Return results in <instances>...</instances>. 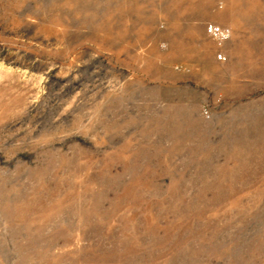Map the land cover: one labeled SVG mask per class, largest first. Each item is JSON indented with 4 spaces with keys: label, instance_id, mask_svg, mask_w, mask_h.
Segmentation results:
<instances>
[{
    "label": "rangeland",
    "instance_id": "1",
    "mask_svg": "<svg viewBox=\"0 0 264 264\" xmlns=\"http://www.w3.org/2000/svg\"><path fill=\"white\" fill-rule=\"evenodd\" d=\"M0 264H264V0H0Z\"/></svg>",
    "mask_w": 264,
    "mask_h": 264
},
{
    "label": "built area",
    "instance_id": "2",
    "mask_svg": "<svg viewBox=\"0 0 264 264\" xmlns=\"http://www.w3.org/2000/svg\"><path fill=\"white\" fill-rule=\"evenodd\" d=\"M207 34L216 40L218 43H223L230 36V30L226 27L210 23L206 27ZM219 61H225L226 55L224 52L219 51L216 55Z\"/></svg>",
    "mask_w": 264,
    "mask_h": 264
}]
</instances>
